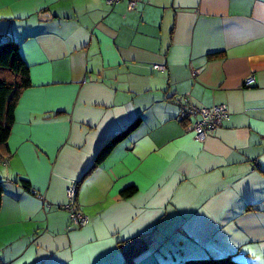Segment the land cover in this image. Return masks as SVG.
<instances>
[{"label":"crops","instance_id":"obj_1","mask_svg":"<svg viewBox=\"0 0 264 264\" xmlns=\"http://www.w3.org/2000/svg\"><path fill=\"white\" fill-rule=\"evenodd\" d=\"M0 35L31 80L2 165L0 264H122L116 242L135 236L148 249L132 264L188 249L264 264V0H0ZM187 102L228 120L199 143ZM73 181L81 229L62 209Z\"/></svg>","mask_w":264,"mask_h":264},{"label":"trees","instance_id":"obj_2","mask_svg":"<svg viewBox=\"0 0 264 264\" xmlns=\"http://www.w3.org/2000/svg\"><path fill=\"white\" fill-rule=\"evenodd\" d=\"M29 87H31L30 68L20 52L18 43L11 40H2L0 38V157L1 160L3 158L2 161L4 165H6L5 159L9 157L8 139L14 124V111L16 104L21 92ZM139 121V118H136L123 131L118 133L103 149H101L96 157V163L104 159L113 149L114 145L118 144L129 133H131V131L137 127ZM19 182H21L22 187L27 191L33 194L36 193L31 191L30 184L27 180L19 179ZM135 192V188H129L121 192L120 197H131ZM2 195L3 182H0V208ZM76 228L81 229L79 227ZM169 235H171V233H169ZM167 236L168 235L165 234L162 237V245H164ZM176 239L177 241L169 246L171 248L170 251L173 253H178L181 249L180 237L176 235ZM116 246L120 250L124 259L122 264H132L134 257L148 249V243L145 236H135L127 240L118 241L116 242ZM94 251L96 252V255H100L103 252V249L98 248ZM195 255H197L196 249L185 250L182 258L180 255L175 258L173 254L166 255L168 259H164L163 264H242L237 262L232 255L220 259H202L196 258ZM100 256L98 257L100 258Z\"/></svg>","mask_w":264,"mask_h":264},{"label":"built area","instance_id":"obj_3","mask_svg":"<svg viewBox=\"0 0 264 264\" xmlns=\"http://www.w3.org/2000/svg\"><path fill=\"white\" fill-rule=\"evenodd\" d=\"M106 5L113 6L121 1H126L128 10L136 9L138 0H103ZM154 70L163 71L164 67L154 65ZM255 79L250 76L243 82L244 87H250L254 85ZM185 107L182 108L179 116L183 119L195 118L199 116L193 125L194 138L197 142H204L209 136H211L225 120H228V111L223 105H216L210 108H197L188 102L185 103ZM77 182L73 181L66 192V203L62 206V209L69 214L70 226L82 228L87 225L88 218L78 209L76 204V188Z\"/></svg>","mask_w":264,"mask_h":264},{"label":"rangeland","instance_id":"obj_4","mask_svg":"<svg viewBox=\"0 0 264 264\" xmlns=\"http://www.w3.org/2000/svg\"><path fill=\"white\" fill-rule=\"evenodd\" d=\"M125 3H126V1H124ZM0 38L2 39V40H4L2 37H1V35H0ZM5 166L4 165V163L1 161V163H0V182L2 183H5L6 182V179L4 178V176H3V174H5L6 175V169L3 167V166ZM6 177H7V175H6ZM15 178H23V177H20V176H15L14 178H10V180L12 179V180H15ZM39 228V226L38 225H31L30 226V228L27 230L28 232H30V231H37L36 229H38ZM40 231V230H39ZM23 244V243H22Z\"/></svg>","mask_w":264,"mask_h":264}]
</instances>
